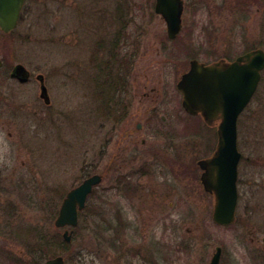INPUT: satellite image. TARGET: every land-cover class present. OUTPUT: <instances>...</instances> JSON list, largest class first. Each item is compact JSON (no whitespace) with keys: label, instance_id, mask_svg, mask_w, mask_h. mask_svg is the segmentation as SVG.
Segmentation results:
<instances>
[{"label":"rangeland","instance_id":"1","mask_svg":"<svg viewBox=\"0 0 264 264\" xmlns=\"http://www.w3.org/2000/svg\"><path fill=\"white\" fill-rule=\"evenodd\" d=\"M154 2L26 0L16 29L8 35L0 30V85L20 102L32 98L20 115L8 118L0 91V264H42L57 255L64 264H210L217 246L223 250L221 264H264V80L238 118L243 159L236 221L227 225L213 221V197L193 163L208 153L203 141L213 127L180 107L176 88L190 58L211 61L230 53L231 46L236 54L259 36L264 39V30L257 34L255 19L244 30L228 0H184L182 29L169 38ZM129 58L136 87L126 96L134 115L126 125H115L109 111L98 112L91 91L98 71L105 86L113 84L120 79V61ZM17 63L46 76L51 107L38 97L37 82L9 78ZM154 106L158 116L169 117L155 121L156 127L183 134V150L194 158L184 172L175 169L177 157L161 137H150L144 125L136 128L155 116ZM122 130L134 135L125 142L131 150L126 166L117 156ZM154 142L172 162L145 151ZM136 163L152 171L134 170ZM98 173L101 181L77 225L69 227L65 250L57 242H65V228L54 225L62 198Z\"/></svg>","mask_w":264,"mask_h":264},{"label":"water","instance_id":"2","mask_svg":"<svg viewBox=\"0 0 264 264\" xmlns=\"http://www.w3.org/2000/svg\"><path fill=\"white\" fill-rule=\"evenodd\" d=\"M23 3L24 0H0V27L4 31L16 26ZM154 11L164 19L168 37L175 38L182 26L183 0H155ZM263 66L261 49L250 51L232 63L218 60L204 64L192 59L189 70L177 82L187 112L200 113L207 124L219 119L216 149L211 156L198 161L203 169L200 177L203 188L214 195L212 219L217 224L227 225L235 220L237 166L241 155L237 147V119L255 91ZM19 68L23 66L17 65ZM46 93L42 83L41 96L46 97ZM100 181V175L93 174L71 188L60 204L54 225L76 226L88 194ZM71 234L72 230L66 228L64 240L70 241ZM220 253L217 246L210 264H218ZM42 264H64V258L57 255Z\"/></svg>","mask_w":264,"mask_h":264},{"label":"flooded vegetation","instance_id":"3","mask_svg":"<svg viewBox=\"0 0 264 264\" xmlns=\"http://www.w3.org/2000/svg\"><path fill=\"white\" fill-rule=\"evenodd\" d=\"M25 1L26 0H24V3H25ZM228 2H229L228 5L234 11H237L238 13H240V16H239L240 18L237 21V23L238 24L242 23V28L244 30L246 28V31H247L249 26L254 24V22H255L256 23L255 25L258 28L257 34H259V29L262 30L261 34L263 33V30H264V0H228ZM23 7H24V4L20 10V14H19V18L17 20L16 26L13 29L8 30V31H4L0 27V30L4 35L10 34L12 31H14L16 29V27L18 26V24H19V22L23 16L22 15ZM183 8H184V0H183ZM253 15H255V16H253ZM254 19L256 21H254ZM231 22H232V24H235V22H233V20H231ZM243 25H244V27H243ZM182 26H183V22H182ZM181 29H182V27H181ZM241 37H242L241 40L243 42L244 41L248 42V37L247 36L243 37V33H242ZM256 49H261L264 52V39L260 38V36L256 42L252 43L251 45L248 44V45L243 46L242 49L239 52H237L236 54L233 53L234 51L232 50V46H231L228 48L230 53H228V51H227V53L224 54L223 56H220V57L213 59L211 61H202V60L198 59L197 57L190 58L189 61L191 59H197L199 62H202L204 64H208V63H211L214 61L222 60V61L227 62V63H232V62H235L238 57L243 56L246 53L253 51V50H256ZM0 61H1V65H0V72H1L2 71L1 68L3 67V62L1 60V58H0ZM120 63H121L120 69L119 70L117 69L119 76H120V79H118L116 81L114 80L115 84L113 81V84H109L108 86H105L104 85L105 79L103 80V78L102 79L100 78L101 76H103V74L100 71H98L100 74L97 78L96 85L94 86L95 90L91 91V96H92V98H95L94 101L96 100V105H97L96 109H98L99 113H101L99 111V109L103 113L106 111H109L111 116L108 118L112 119V121L115 125L116 124L126 125L127 121H130L134 115V112L131 111L133 101H132L131 97L126 96V94H129V92H130V95H131L133 93V90L136 87L135 86L136 71H135V68H133V64H132L133 59H131V58L126 59L124 62L120 61ZM19 64L20 63L13 64L12 67L9 69V71L6 69L8 71L9 78L17 81L19 84H28V83L34 84V82H37L39 84L38 97H40V98L42 97L41 99H43V103H45L46 106L51 107L52 101L50 100V94L48 93V90H47L48 86H46V80H45L46 76L40 72H35L33 70H30L22 64H20V65H22L23 68L17 69V65H19ZM187 70H185V71H187ZM185 71H183V72H185ZM263 80H264V66L260 71V78L258 80L255 91L252 94L248 104L245 106V108L243 109L241 114H243L244 110L250 104L253 97H255V95H257V93L259 92V90H261L263 88ZM42 83L46 87V92H47L46 97L41 96V85H42ZM4 88H5L4 85H0V91L3 93L2 97H4V100L1 102L7 106V107L2 108V115H6L8 118L13 116L14 114L20 115V113H22L23 109L25 108L24 104H26L32 100V98L30 100L31 96L30 95L28 96V99H27L28 102H25V100L24 101L22 100L20 102L13 95L6 94L7 90ZM105 92L107 93L106 95H105ZM178 93L181 96V93L179 92V90H178ZM20 97H21V95H19V98ZM46 98L48 100H46ZM34 99H36V97ZM155 107L156 106H154L152 108L150 107L151 108L150 110L154 109L153 111L155 113L153 115H155V116L150 117L148 122H147V120L144 123L137 122L136 128L140 129L144 125L145 127L148 128L149 133L151 132V134H149L150 137H155V138L157 137V141L159 140L158 137H161L162 138L161 141H164V144L167 143L166 146L170 147V151H174L175 156L177 157L175 159V167H176L175 169L178 172H184L187 170V168L188 169L190 168L194 158L190 154L191 153L190 151H187L185 153L183 150V142H182L183 134L175 133V132L173 133V131H169L168 127L163 129L162 128L163 124H161V125L159 124L158 125L159 128L156 127L155 121L158 120L160 123L166 122V121H168L169 117L165 114H162V113L159 114V116H158L157 112H156L157 108H155ZM180 107L184 110V108L182 107L181 101H180ZM173 118H174V116L172 117V120H173ZM217 121H219V119L215 120L213 124L209 125L210 127H213L212 136H210V138H208V141H207V139L205 141H203L204 144H206L205 147L206 146L209 147L208 153H204V154L199 155L198 157L195 158V161H193V163L195 162L198 164L199 160L211 156L213 154V152L215 151L216 146H217V132H216L215 123ZM35 124H36V120H35ZM123 127H125V126H123ZM123 131L124 130H122L121 133L119 134V136H120V139H119L120 142L119 143L120 144L117 145L118 151H119L118 152L119 155H117V156L118 157L120 156V159H122L120 166L125 164V163L128 164L131 161V150H129V147L127 146V144H125V142L128 141L129 139L131 140V138L134 137V135H132V133L129 130H128V133H122ZM1 134H4V133L0 131V138H1ZM6 134L9 135L8 132H6ZM175 137L177 139H175ZM181 137H182V139L180 141ZM144 142H145V139L143 138L142 143H144ZM158 143H160V142H158ZM154 144H156V143L154 142L153 145H151L149 148H146L145 151L147 153L149 152L150 154L156 153V157H161L163 159H168L169 161H171L170 154H168L166 151H164V149H162L160 147H155ZM164 144H163V146H164ZM237 144H238V136H237ZM240 154L241 155H240V159H239L238 164L243 159L241 152H240ZM189 156H190L191 160L187 161V163H186V157H189ZM157 163L159 164V161H157ZM126 164H125V166H126ZM134 166L137 168L134 170H139L142 172L152 171L151 169L148 168L149 165H147V168L144 171H143V169L140 170L138 168L137 163L134 164ZM198 166H199V172H200L199 173V180H200L202 169L200 168L199 164H198ZM160 169H161V167H160ZM163 171H165V170H163ZM130 172H133V171H131V169H130ZM98 175H100V174L98 173ZM100 177H101V175H100ZM179 178L180 177H178V180H179ZM199 182H201V180ZM138 185H140V184H138ZM237 191H238V177H237ZM208 194L212 195L213 202H214V195L210 192H208ZM238 196H239V193H238ZM262 246L264 248V244H262ZM220 254H223V250H221ZM221 263L222 262H221V257H220V261L218 264H221Z\"/></svg>","mask_w":264,"mask_h":264},{"label":"trees","instance_id":"4","mask_svg":"<svg viewBox=\"0 0 264 264\" xmlns=\"http://www.w3.org/2000/svg\"><path fill=\"white\" fill-rule=\"evenodd\" d=\"M57 242H58V246L61 247V248H63V249H65V250L69 247V244H68L69 242H66V241L64 242L61 239L58 240Z\"/></svg>","mask_w":264,"mask_h":264}]
</instances>
